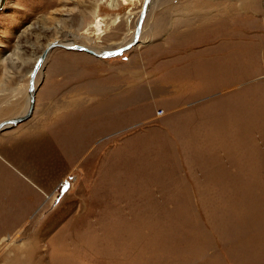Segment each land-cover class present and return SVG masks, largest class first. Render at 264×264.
I'll list each match as a JSON object with an SVG mask.
<instances>
[{
	"label": "rangeland",
	"instance_id": "374dc122",
	"mask_svg": "<svg viewBox=\"0 0 264 264\" xmlns=\"http://www.w3.org/2000/svg\"><path fill=\"white\" fill-rule=\"evenodd\" d=\"M144 0H8L0 122L55 41L131 42ZM141 43L54 48L0 132V264H264V0H152Z\"/></svg>",
	"mask_w": 264,
	"mask_h": 264
},
{
	"label": "water",
	"instance_id": "95a60500",
	"mask_svg": "<svg viewBox=\"0 0 264 264\" xmlns=\"http://www.w3.org/2000/svg\"><path fill=\"white\" fill-rule=\"evenodd\" d=\"M151 1L152 0H144L142 10L140 12L138 22L136 24L133 40L123 47H120V48H117L114 50L113 49H111V50L106 49V50H102L99 52V51L94 50L93 48H90V47L82 45V44L66 45L64 43L56 42V41L53 43H50L44 49L43 53L40 55L36 65H35L32 73H31V77L29 80V90H28L31 99H30V106H29L27 112L22 116H18V117L0 122V129H2V127H4V125H16V124L23 122V121L27 120L28 118H30V116L33 113V110L35 108V104H36V92L37 91H36L35 84H34L35 79H36L38 70L40 69V67L44 63L46 57L48 56V54L50 53L51 50H53L56 47H61V48L68 49V50H77V51L87 52V53H90V54H92L96 57H100V58L120 54L121 52H124L127 49H130L131 47L136 46L138 44V42L140 40V35L142 33L144 21L146 19L147 13L149 12V9H150ZM6 2H7V0H0V13L5 10Z\"/></svg>",
	"mask_w": 264,
	"mask_h": 264
},
{
	"label": "bare ground",
	"instance_id": "6f19581e",
	"mask_svg": "<svg viewBox=\"0 0 264 264\" xmlns=\"http://www.w3.org/2000/svg\"><path fill=\"white\" fill-rule=\"evenodd\" d=\"M7 1H8V0H7ZM6 3H7V2H6ZM5 6H6V5H5ZM147 14H148V13H147ZM144 22H145V21H144ZM143 27H144V25H143ZM142 33H143V29H142ZM142 33H141V35H140V39H141ZM133 37H134V36H133ZM132 40H133V39H132ZM56 42H61V43H64V44H66V45L78 44V43H76V42H69V41H56ZM141 42H142V41L139 40L138 44L141 43ZM129 43H130V42H129ZM49 44H50V43H49ZM49 44H48V45H49ZM127 44H128V43H127ZM82 45H84V44H82ZM85 46H87V45H85ZM88 47H90V46H88ZM60 48H61V47H60ZM90 48H93V47H90ZM119 48H120V47H119ZM131 48H132V47H131ZM131 48H130V49H131ZM63 49H64V48H63ZM93 49H94V48H93ZM94 50L99 51V52L102 51V50H98V49H94ZM51 51H52V50H51ZM51 51H50V52H51ZM124 52H125V51H124ZM41 67H42V66H41ZM41 67H40V69L38 70V73H39V71L42 69ZM30 77H31V76H30ZM36 80H37V76H36L35 83H34V84H35L36 91H37ZM28 90H29V87H28ZM28 95H29V92H28ZM30 99H31V98H30V95H29L28 108H29V106H30ZM35 105H36V104H35ZM28 108H27V110H28ZM27 110H26V112H27ZM34 110H35V108H34ZM34 110H33V113H34ZM26 112H25V113H26ZM25 113H24V114H25ZM33 113L31 114L30 117H32ZM24 114H23V115H24ZM21 116H22V115H21ZM28 119H29V118H28ZM28 119H27V120H28ZM20 123H22V122H20ZM20 123H18V124H20ZM18 124H16V125H18ZM11 126H15V125H4V127H2V129H0V132H2L4 129L9 128V127H11Z\"/></svg>",
	"mask_w": 264,
	"mask_h": 264
},
{
	"label": "crops",
	"instance_id": "0c3cea01",
	"mask_svg": "<svg viewBox=\"0 0 264 264\" xmlns=\"http://www.w3.org/2000/svg\"><path fill=\"white\" fill-rule=\"evenodd\" d=\"M2 12H6V7H5V10L4 11H2ZM1 14V13H0Z\"/></svg>",
	"mask_w": 264,
	"mask_h": 264
}]
</instances>
